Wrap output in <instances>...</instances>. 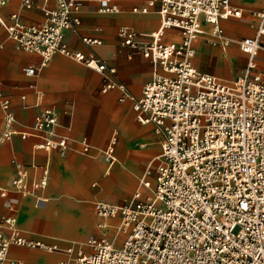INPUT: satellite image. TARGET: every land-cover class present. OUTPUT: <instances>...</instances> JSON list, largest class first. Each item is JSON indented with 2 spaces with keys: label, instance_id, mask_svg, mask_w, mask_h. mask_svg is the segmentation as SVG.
I'll use <instances>...</instances> for the list:
<instances>
[{
  "label": "built area",
  "instance_id": "built-area-1",
  "mask_svg": "<svg viewBox=\"0 0 264 264\" xmlns=\"http://www.w3.org/2000/svg\"><path fill=\"white\" fill-rule=\"evenodd\" d=\"M8 1L0 0V27L18 47L42 56L39 67H24L26 74L37 73L56 52L105 73L103 91L117 87L121 100L132 101L136 119L154 125L161 152L146 165L130 201L94 203L98 227L110 230L108 219L114 218L120 243L107 233L90 236L88 249L62 248L24 236L15 215H4L0 262L12 245H19L69 254L54 264H264V72L257 70L256 61L264 37V10L257 13L260 22L254 35L232 38L221 21L241 16L242 10L231 0H150L149 4L158 2L161 16L159 29L148 34L150 41L138 40L140 33L127 25L118 29L122 45L142 51L153 64L151 79L135 96L114 78L115 66L66 43L65 33L77 32L81 23L82 0H56V6L47 8L45 18L35 23L21 21L16 12L7 20L2 8ZM23 2L31 5V0ZM99 3L101 12L119 10L111 0ZM202 20L211 24L216 42L224 46L235 42L248 55L246 67L234 79L225 81L195 66L194 43L203 30ZM166 29L176 31L180 40L162 41ZM82 40L88 45L102 42L91 36ZM0 107V144L15 135L35 136L37 150L90 151L87 138L58 134L59 115L52 107L42 109L29 128H19L1 82ZM117 134L113 132L102 150L109 165L117 158ZM48 174L44 167L41 177L31 181L27 167L15 161L11 182L28 192L46 186ZM6 192L0 186V194ZM12 264L25 262L17 258Z\"/></svg>",
  "mask_w": 264,
  "mask_h": 264
},
{
  "label": "crops",
  "instance_id": "crops-1",
  "mask_svg": "<svg viewBox=\"0 0 264 264\" xmlns=\"http://www.w3.org/2000/svg\"><path fill=\"white\" fill-rule=\"evenodd\" d=\"M149 1L111 0L119 10L101 12L99 0H82L78 31L65 33L70 49L94 53L107 65L115 66L114 78L124 83L135 96L141 95L143 85L151 79L153 64L142 51L122 45L118 29L127 25L140 33L138 40L150 41L148 34L159 29L161 16L158 2L149 4ZM231 2L241 8L242 14L221 21L226 34L232 38L254 35L260 22L257 13L264 10V0ZM55 6L56 0H31L30 6L23 0H9L3 6L2 14L10 21L11 14L16 12L21 21L35 23L45 18L47 8ZM144 7L146 11L142 10ZM202 25L203 33L194 43L195 66L225 81L240 75L248 63V55L245 63L246 56L238 44L231 42L224 46L216 42L211 24L202 20ZM82 36L97 37L102 42L88 45ZM161 40L178 41L180 36L176 31L166 29ZM261 43L256 61L257 70L264 72V37ZM41 61L39 53L18 47L0 27V82L4 94L11 99L17 126L29 128L42 109L55 108L60 121L58 134L73 139L87 138L90 151L37 150L34 148L38 140L35 136L22 138L15 135L1 143L0 186L7 192L4 196L0 194V216L15 215L21 233L30 239L56 243L62 248L71 246L75 249L78 245L88 248L86 241L90 236L110 234V230L116 232L114 218L109 219L110 230L98 227L100 218L95 211V201L123 203L132 196L146 165L154 162L161 152L159 136L152 123H140L136 119L132 101L121 100L119 88L103 91L105 73L63 52H56L34 75L25 73V66L39 67ZM2 126L0 107V131ZM114 131L118 132L117 158L109 165L102 150ZM15 161L27 167L31 181L39 179L44 167H48L47 185L28 192L17 190L11 182ZM39 197L45 200L38 201ZM17 258L23 259L25 264H54L69 258V254L12 245L7 259L0 264H12Z\"/></svg>",
  "mask_w": 264,
  "mask_h": 264
},
{
  "label": "rangeland",
  "instance_id": "rangeland-1",
  "mask_svg": "<svg viewBox=\"0 0 264 264\" xmlns=\"http://www.w3.org/2000/svg\"><path fill=\"white\" fill-rule=\"evenodd\" d=\"M232 45V44H231ZM238 51L239 52H241L240 51V49H239V47H238ZM243 54H245V56H246V59H245V63H246V60H247V55H246V53H244V52H242ZM244 63V64H245ZM261 68H263V66H260ZM239 73H241V71L239 72ZM132 197V196H131ZM131 197L129 198V199H124L122 202L124 203V202H128V201H130L131 200ZM111 232H110V236L111 237H113V236H115L116 235V232L114 231V230H110ZM88 238V237H87ZM87 238L86 239H84L83 241H86L87 240ZM117 238H118V234L116 235V240H117ZM121 240H122V235H119V241H118V243H120L121 242ZM77 248L76 249H78L79 247H82V248H84V249H88L86 246H84V245H78V246H76Z\"/></svg>",
  "mask_w": 264,
  "mask_h": 264
},
{
  "label": "bare ground",
  "instance_id": "bare-ground-1",
  "mask_svg": "<svg viewBox=\"0 0 264 264\" xmlns=\"http://www.w3.org/2000/svg\"><path fill=\"white\" fill-rule=\"evenodd\" d=\"M201 33H203V30H202V32ZM213 36V35H212ZM108 225H109V227H111V225H110V222H109V219H108ZM116 232H117V225H116ZM119 233H118V238H117V241H119ZM80 248H82V247H79L78 249H80ZM76 249V248H75ZM78 249H76V250H78ZM82 249H84V248H82Z\"/></svg>",
  "mask_w": 264,
  "mask_h": 264
}]
</instances>
